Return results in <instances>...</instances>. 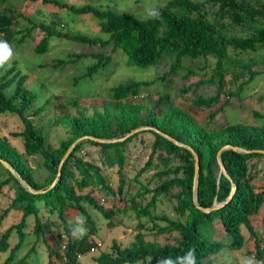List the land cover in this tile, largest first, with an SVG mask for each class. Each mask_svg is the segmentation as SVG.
I'll list each match as a JSON object with an SVG mask.
<instances>
[{"label":"trees","instance_id":"1","mask_svg":"<svg viewBox=\"0 0 264 264\" xmlns=\"http://www.w3.org/2000/svg\"><path fill=\"white\" fill-rule=\"evenodd\" d=\"M8 1L0 0V5ZM29 1L52 4L77 15L91 13L98 19L99 31L107 34L108 37L64 31L55 27L54 22L37 23L33 17L22 13L20 16L28 21L29 25L18 28L15 22L16 16L10 13L7 7H3L0 9V36L8 44L23 42L35 28L43 32L34 46L36 53L45 52L49 46V39L53 36L88 47L94 45L105 47L110 44L113 51L120 48L126 54L128 62L136 66L159 65L167 60L168 70L158 76V79L162 81L181 71H184L183 78L188 79L194 71L184 64V59L194 61L198 58L214 57L215 65L212 74L194 83L195 88L202 84L216 85L214 94L197 95L192 100L195 107L211 109L221 102L222 94L226 95L223 102L209 111V120L216 117L234 94L227 90L226 83L228 81L234 83L247 74V77L237 86L236 90L240 92L244 85L259 74V71L253 67L264 65V54L260 55L258 60L240 56L243 52H264V0H167L154 9L153 13L156 15L152 14L146 18L91 4L77 6L61 0ZM229 27L245 29L247 34H230L227 32ZM229 50L234 51L235 55L231 56ZM87 56H91L94 61L87 66L86 76L93 75L110 60V55L103 52H72L65 58L56 59L52 66H63ZM16 63V60H13L9 67H0V113L9 112L20 118L23 129L10 134L22 138L24 154H40L44 158V166L53 175L46 183L38 184L32 175L31 168L23 160L22 153L6 136H0V158L6 161L16 173V175L13 174L0 162V167L6 172V176L0 178V193L4 186L13 188V197L9 206L3 209L0 221L9 209L22 212L20 220L1 233L0 251L8 249V239L12 231L17 233V242L2 264L12 263L15 252L22 246L26 236L25 227L28 216H35L33 232L36 235L43 230V224L37 217L39 203H43L50 212L57 211L66 232H69V222L64 214L66 207L78 210L90 225L89 232L82 238H67L63 244L65 249L63 256L54 251L43 238L48 251V263H51V257L55 255L57 259H63V264H77L78 255L96 247L89 241L90 235L94 233V223L86 211L85 204L92 205L108 219L112 216L111 210L103 207L91 192L78 193L72 181L80 189L97 185L106 193L113 194L114 191L102 175L100 167L83 160L76 155V152L84 142L99 146L103 152L104 162L110 167L117 165L119 179L117 192L122 194L126 183L125 147L139 132L114 142H98L88 138L80 140L64 161L60 178L51 188L47 189V187L55 179L57 165L74 140L87 135L107 139L121 138L140 126L156 128L181 143L178 145L155 130L147 129L146 131L154 136L151 152L137 172V175H140L150 167L154 155H157L163 164L164 167L155 173L160 182L152 189L144 186L143 191L137 193L142 196L145 192H152V195L143 207L136 209V213L138 216H148L153 225L151 228L156 229V234H169L171 239L160 243L157 240L145 239L144 233L137 231L128 246L120 247L113 241L112 251L101 252L95 257L97 264L126 262L160 264L168 258L175 261L190 248L195 249L198 264H211L213 256L225 248L240 250L245 246L247 241L241 232V225L246 227L249 236L254 239L252 255L259 262L264 261V247L250 221L264 203V188H256L253 185L252 180L259 170L253 173L252 165L249 163L253 158H264V154L227 148L217 156L220 148L227 144L245 150H264V113L254 112L256 117L263 119V122L259 124L237 122L212 128L197 121L188 111L175 106L168 94L159 96L153 102V106L146 107L143 111L140 103L131 102L129 98L137 96L140 87L149 82L129 80L112 87L114 101L107 104L103 111L93 112L90 116L84 115V112H77L72 117H66L64 121L69 124L67 128L69 135L60 140L57 147L50 149L46 147V135L31 118L39 115L45 105L33 107L36 94L27 88L25 82L28 76L20 71ZM226 72H229L231 76L228 81L225 78ZM74 79L79 78L74 77ZM183 90L187 91L188 87ZM156 108L160 111H156ZM193 152L199 159L196 201L193 196ZM173 160L177 162L171 164ZM219 161L226 174L221 170ZM71 162L79 177L75 176ZM253 167H255L254 163ZM17 176L34 190H47L42 193H33ZM232 185H234L233 194L226 201ZM162 194H170L175 199L174 211L180 219L173 220L165 215L151 214L150 208H154L156 198ZM221 202H224L221 206L210 209L208 212L200 209V207L211 208L215 203ZM157 219L164 220L165 225L156 223ZM138 226L140 229L144 227L141 223ZM218 228H222L223 233L219 238H215Z\"/></svg>","mask_w":264,"mask_h":264},{"label":"rangeland","instance_id":"2","mask_svg":"<svg viewBox=\"0 0 264 264\" xmlns=\"http://www.w3.org/2000/svg\"><path fill=\"white\" fill-rule=\"evenodd\" d=\"M74 5L91 4L100 8H110L118 12H127L135 17L146 18L152 16L154 9L164 4L167 0H61ZM7 7L10 13L16 16L15 22L18 28H24L29 25L20 14L33 17L37 23H53L55 27L64 31L81 32L88 35H99L107 38V34L99 31L98 19L91 13L74 14L66 9H61L52 4H43L40 1L31 2L29 0H9L6 4L0 5V9ZM228 33L234 35H245V29L229 27ZM43 32L35 28L31 34L21 43L12 42L9 44L12 49V57L5 62L4 68L9 67L13 60H16V66L28 78L25 82L27 88L36 94L33 107L45 105L44 109L37 116H32L34 124L41 128L46 135V147L53 149L58 146L60 140L68 137V122L66 117H72L77 112H84V115L90 116L93 112L103 111L107 104L113 102L112 87L119 83L129 80L148 81L149 84L140 87L139 94L129 98L131 102L140 103L143 111L146 107L153 106V102L161 95L168 94L171 102L186 111H188L197 121L206 124L208 127L219 128L228 123H247L259 124L263 119L256 117L254 112L264 113V65L253 67L259 71L248 84L244 85L238 92L237 86L243 81L244 77L239 78L236 82L231 83L230 73L226 72L227 90L233 94L229 98V103L216 115L213 120L208 119V113L211 109L218 106L226 98L225 94L221 96V102L211 109L195 107L192 100L197 95L209 96L214 94L216 85L202 84L197 88L194 83L199 79L208 78L215 65V58H198L194 61L184 59V64L191 68L194 73L188 79L183 78L184 71L171 75L166 80L158 79V76L168 70V61L164 60L159 65L140 67L128 62L126 54L120 49L112 50L111 45L101 47L94 45L88 47L84 44L71 42L69 40L50 37L48 49L43 53H36L34 46L42 37ZM0 41H4L0 36ZM6 42V41H5ZM103 52L110 55L109 62L101 69L86 76L87 66L94 59L87 56L76 62L66 63L63 66L53 67L52 63L56 59L65 58L72 52ZM231 56L235 52L229 50ZM241 57H252L260 59L263 51L240 53ZM74 77L79 79L75 80ZM188 87L187 91L183 88ZM9 93L8 90H6ZM160 111L159 108L155 109ZM141 127V126H140ZM23 124L20 118L9 112L0 113V136H6L11 144L22 153L23 160L31 168L32 175L38 184H44L52 177L50 172L43 164L44 158L40 154L26 155L23 153V144L21 137H14L10 133L21 131ZM147 129H142L135 135L125 147L126 162L124 165L125 187L122 194L117 192L119 184L117 165L108 166L103 159V152L97 145L84 142L76 155L85 161L94 163L100 167L101 173L107 183L113 189L114 193H106L97 185L80 189L72 181L78 193L91 192L93 197L105 208L111 210V218H106L96 208L90 204H85L86 211L94 223V233L90 235L89 241L96 245L92 251L86 252L79 256L77 264H97L95 257L101 252H110L113 250L112 244L115 241L120 247L128 246L133 240L137 231H142L145 239L157 240L160 243L168 242L171 237L169 234H156V229H152V222L146 215L138 216L136 209L143 207L150 199L152 192H145L142 196L137 193L143 191L146 186L149 189L154 188L160 179L155 173L164 166L154 155L153 162L140 175L138 170L144 165L151 152V142L153 134ZM177 161H171L175 164ZM72 163V162H71ZM252 165V172L259 170L252 180L256 188H264V158H253L249 161ZM253 163L255 167H253ZM72 165V170L76 177H79L77 170ZM6 176V172L0 167V178ZM13 197L12 186H4L0 193V215L3 209L9 206ZM175 199L170 194H162L156 198L154 208H150L151 214L165 215L170 219H180L174 211ZM38 219L43 224V230L39 235L33 232L35 216L27 217L25 227L26 236L22 246L15 252L13 262L10 264H49L48 251L43 238L48 241L54 251L63 256V244L67 238L74 239L72 235V226L75 225L77 216L84 218V227L86 233L89 232L90 225L85 217L78 210L64 208V214L67 218L68 231H64L61 220L57 211L50 212L49 209L39 203ZM22 212L19 210L9 209L8 213L0 221L1 233L11 224L20 220ZM251 224L257 237L261 240L264 247V203L260 211L251 217ZM144 225L142 229L138 226ZM156 223L165 225L164 220L157 219ZM247 243L240 250H225L213 256L211 264H243L246 258L254 257L253 243L254 239L249 236L248 230L244 225L240 227ZM222 228H218L215 238L222 235ZM9 247L6 251H0V264L7 258L10 249L17 242V233L13 230L9 239ZM55 258V257H54ZM56 259V258H55ZM257 264L259 261L256 259ZM63 259H56L55 264H63ZM124 264H143L142 262ZM149 264V263H145Z\"/></svg>","mask_w":264,"mask_h":264},{"label":"water","instance_id":"3","mask_svg":"<svg viewBox=\"0 0 264 264\" xmlns=\"http://www.w3.org/2000/svg\"><path fill=\"white\" fill-rule=\"evenodd\" d=\"M142 129H153L155 130L156 132H158L159 134L163 135L164 137H166L167 139L171 140L172 142L178 144V145H181V143H179L178 141H176L175 139H173L172 137L164 134L163 132H161L160 130H157L156 128H153V127H148V126H141V127H137L135 129H133L132 131H130L129 133H127L125 136L121 137V138H111V139H107V138H100V137H94V136H82L76 140L73 141V143L70 144V146L67 148V150L65 151V153L63 154V156L61 157L58 165H57V171H56V177L55 179L52 181V183L47 187V189L51 188L56 182L57 180L60 178L61 176V169H62V166H63V163L64 161L67 159V157L69 156L70 152L73 150L74 146L76 143H78L80 140L82 139H92V140H95V141H98V142H114V141H119V140H123L129 136H131L132 134L142 130ZM188 148V146H186ZM227 148H231L233 150H236V151H242V152H258V153H262L264 154V150L262 149H253V150H245V149H242L240 147H237V146H233L231 144H227L225 146H222L220 148V150L218 151V154L217 156H219L220 152L222 150H225ZM192 151V150H191ZM193 155H194V185H193V196H194V200L196 201V190H197V177H198V174H199V159H198V156L193 152ZM0 162L2 163V165L4 167H6L7 169H9L13 174L16 175L14 169L4 160H2L0 158ZM220 163V161H219ZM221 165V163H220ZM221 170L223 171L224 174H226L225 172V169L224 167L221 165ZM18 179H20V181L22 182V184L31 192L33 193H42V192H45L47 189H37V190H34L30 187V185H28L24 180H22L19 176H17ZM233 191H234V185H232V188L230 190V193L228 195V197L226 198V201L229 200L233 194ZM224 202H221V203H215L211 208H202L200 207L201 210L203 211H206L208 212L210 209H215L219 206H221Z\"/></svg>","mask_w":264,"mask_h":264},{"label":"clouds","instance_id":"4","mask_svg":"<svg viewBox=\"0 0 264 264\" xmlns=\"http://www.w3.org/2000/svg\"><path fill=\"white\" fill-rule=\"evenodd\" d=\"M156 15V13H153ZM12 57L11 46L5 42L0 41V67H3L5 62ZM76 223L72 226V235L74 238H82L86 234V228L84 227V218L82 216H77L75 218ZM160 264H198L196 258V251L194 248H190L183 256L177 257L174 261L168 258L161 261ZM243 264H257L255 257L246 258ZM259 264H264V261L259 262Z\"/></svg>","mask_w":264,"mask_h":264},{"label":"crops","instance_id":"5","mask_svg":"<svg viewBox=\"0 0 264 264\" xmlns=\"http://www.w3.org/2000/svg\"><path fill=\"white\" fill-rule=\"evenodd\" d=\"M47 242H48V241H47ZM54 257H55V255L51 257V263H49V264H54L53 261H55V260L57 259L56 257H55L56 259H55ZM55 264H56V263H55Z\"/></svg>","mask_w":264,"mask_h":264},{"label":"built area","instance_id":"6","mask_svg":"<svg viewBox=\"0 0 264 264\" xmlns=\"http://www.w3.org/2000/svg\"><path fill=\"white\" fill-rule=\"evenodd\" d=\"M95 248H96V247H93V248L91 249V251H92V250H94ZM79 256H80V255H78V257H77V258H79Z\"/></svg>","mask_w":264,"mask_h":264}]
</instances>
